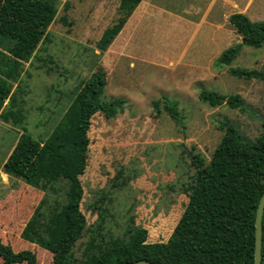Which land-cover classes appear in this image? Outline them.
Returning <instances> with one entry per match:
<instances>
[{
  "label": "rangeland",
  "instance_id": "374dc122",
  "mask_svg": "<svg viewBox=\"0 0 264 264\" xmlns=\"http://www.w3.org/2000/svg\"><path fill=\"white\" fill-rule=\"evenodd\" d=\"M66 1L56 0L42 38L21 58V75L13 81L14 109L26 117L14 124L0 116V237L15 251L33 250L39 262L52 264L48 249L20 234L40 203L45 215L62 208L69 184L33 187L4 173L3 164L22 133L49 138L78 91L102 67L104 96L122 98L124 111L91 118L86 166L78 175L85 225L65 256L67 264H90L130 244L142 230L148 242L169 239L223 136L222 120L250 139L261 133L264 80L234 76L229 69L264 70V44L243 45L230 65H218L223 50L242 39L229 21L242 6L223 0L215 5V0H142L103 51L97 43L118 19L120 0H69L65 12ZM201 90L240 95L245 105L211 107L199 98ZM160 98L178 103L183 124L164 109L155 110L153 102ZM6 105L11 106L10 98Z\"/></svg>",
  "mask_w": 264,
  "mask_h": 264
},
{
  "label": "trees",
  "instance_id": "16d2710c",
  "mask_svg": "<svg viewBox=\"0 0 264 264\" xmlns=\"http://www.w3.org/2000/svg\"><path fill=\"white\" fill-rule=\"evenodd\" d=\"M141 1L120 0L118 19L98 40L101 50L108 48ZM69 8L67 0L65 12ZM56 9V0L0 1V53L4 58L0 62V116L6 122L19 124L26 117L22 109H14L18 99L13 95V81L21 75V58L38 44ZM66 17L67 14L62 15L61 20ZM229 21L241 34L242 42L223 50L216 59L221 66L230 65L243 45L264 44V20L253 21L243 12H234ZM229 72L245 79L264 80V70L231 67ZM106 76L102 67L94 71L50 137L42 141L22 133L3 164L4 172L33 187L46 190L60 180L69 184L62 208L45 215L40 203L20 234L48 249L53 255L52 264H67L66 253L85 225L80 210L83 188L78 175L86 166L91 118L96 112L113 118L124 111L122 98L104 96ZM8 98L11 106L4 107ZM199 98L211 107L224 103L232 108L245 105L240 95L226 96L214 90H201ZM153 106L158 112L164 109L176 123L183 124L184 115L176 101L160 98ZM218 128L223 136L211 159L201 168L195 190L169 239L148 242L147 231L142 230L130 244L116 246L90 264H122L139 259L156 264H254L255 220L264 192V120L263 130L255 139L243 135L229 120H222ZM262 229L264 264V214ZM0 258V264H47L39 262L33 250L15 251L1 237Z\"/></svg>",
  "mask_w": 264,
  "mask_h": 264
},
{
  "label": "crops",
  "instance_id": "0c3cea01",
  "mask_svg": "<svg viewBox=\"0 0 264 264\" xmlns=\"http://www.w3.org/2000/svg\"><path fill=\"white\" fill-rule=\"evenodd\" d=\"M217 1H221L222 0H215V2H213L212 4L215 5V3H217ZM227 5H239L242 6L240 8V10H236V12H243L245 14H247V16L253 20V21H261L264 20V0H223ZM220 2V3H221ZM141 3V2H140ZM139 3V4H140ZM138 4V5H139ZM137 8V7H136ZM215 13H218L217 10H215ZM234 13V12H233ZM214 16V14H213ZM131 17V16H130ZM129 17V18H130ZM213 19H218L217 16L212 17ZM128 21V20H127ZM125 26V25H124ZM124 28V27H123ZM122 28V30H123ZM121 30V31H122ZM120 31V32H121ZM242 39L239 40L238 43H241ZM16 142L14 143L11 151L13 150L14 146H15ZM11 151L9 152V154L11 153ZM8 154V156H9ZM8 158V157H7ZM4 172V171H3ZM6 173V172H4ZM7 174V173H6ZM8 176H10L9 174H7Z\"/></svg>",
  "mask_w": 264,
  "mask_h": 264
},
{
  "label": "water",
  "instance_id": "95a60500",
  "mask_svg": "<svg viewBox=\"0 0 264 264\" xmlns=\"http://www.w3.org/2000/svg\"><path fill=\"white\" fill-rule=\"evenodd\" d=\"M264 214V192L261 195V198L258 203L257 213H256V220H255V252L254 257L255 261L254 264H261L262 262V242H263V229H262V219ZM122 264H156L147 259H139L135 261H127Z\"/></svg>",
  "mask_w": 264,
  "mask_h": 264
}]
</instances>
